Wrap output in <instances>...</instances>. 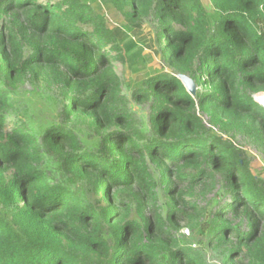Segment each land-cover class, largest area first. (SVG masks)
<instances>
[{
	"label": "trees",
	"instance_id": "trees-1",
	"mask_svg": "<svg viewBox=\"0 0 264 264\" xmlns=\"http://www.w3.org/2000/svg\"><path fill=\"white\" fill-rule=\"evenodd\" d=\"M209 5L213 12L202 0H0L5 86L29 78L58 104L36 136L9 121L0 85V264H264V177L233 140L264 151L255 99L264 93V0ZM112 7L153 22L150 48L163 65L127 86L129 95L112 62L139 25L110 27L103 10ZM134 103L149 104L147 121ZM83 116L94 151L71 128ZM46 156L81 189L43 174Z\"/></svg>",
	"mask_w": 264,
	"mask_h": 264
},
{
	"label": "rangeland",
	"instance_id": "rangeland-1",
	"mask_svg": "<svg viewBox=\"0 0 264 264\" xmlns=\"http://www.w3.org/2000/svg\"><path fill=\"white\" fill-rule=\"evenodd\" d=\"M202 2L210 12H213L209 5V0H202ZM103 11L106 16V22L110 27L126 28L134 24L139 25V28H136V33H131L126 40L120 43L123 59L118 61L113 60L112 62V69L122 82L123 94L129 95L131 89L127 86L134 82L142 81L151 76L155 71L163 69L160 58L154 54V50H151L150 48L151 45L154 46V38L153 36L151 37V34L154 33V25L151 20H144L141 23H137L136 19H132L129 16L130 13H133L131 7H127L123 10L118 9V7H112L109 10L104 8ZM4 18L2 11H0V19L3 20ZM2 70V54L0 53V85L4 87L3 89L9 96L12 113L16 116L9 119V121L11 122L18 118L20 121L29 125L36 136L41 135L45 129V121L49 109L54 105L58 106V104L55 103L56 100L54 95L41 86L32 85L29 78H26V80L20 84L5 86ZM184 84L189 93L192 95L196 93L197 87L195 83L190 84V82L185 81ZM255 99L257 102L260 101L258 103L261 104V100L264 99V93L258 94ZM148 105L134 103L131 107L141 121H147L146 117L149 112ZM204 121L208 123L206 117H204ZM73 125L74 126L71 128L83 143L84 147L92 151L96 150L99 143L98 138L94 133L92 119L83 116L77 119ZM233 140L236 145L244 148L251 157L253 171L264 177L263 149L256 147L254 143L240 135L233 138ZM40 170L43 174L50 176L55 182H58L61 185L70 189H81V185L62 170L60 164L55 158L46 156L43 159ZM213 200V196L210 195L204 200V203H212ZM162 202L165 203L166 200L162 198ZM179 225L178 236L186 240L190 237V230L187 228L184 220L182 222L179 221ZM238 225L241 226L242 231L248 230L244 220L238 221ZM207 253L210 255V251H207Z\"/></svg>",
	"mask_w": 264,
	"mask_h": 264
},
{
	"label": "water",
	"instance_id": "water-1",
	"mask_svg": "<svg viewBox=\"0 0 264 264\" xmlns=\"http://www.w3.org/2000/svg\"><path fill=\"white\" fill-rule=\"evenodd\" d=\"M181 81L183 82V84H184L185 81L190 82V84H191V83H194L192 80H190V79H188V78H186V77H182V78H181ZM184 85H185V84H184ZM185 87H186V86H185ZM186 88H187V87H186ZM187 90H188V89H187ZM190 94H191V93H190ZM191 95H192V94H191Z\"/></svg>",
	"mask_w": 264,
	"mask_h": 264
},
{
	"label": "bare ground",
	"instance_id": "bare-ground-1",
	"mask_svg": "<svg viewBox=\"0 0 264 264\" xmlns=\"http://www.w3.org/2000/svg\"><path fill=\"white\" fill-rule=\"evenodd\" d=\"M263 101H264V99H263V100H261V102H262L261 104H262V105H264V102H263Z\"/></svg>",
	"mask_w": 264,
	"mask_h": 264
},
{
	"label": "built area",
	"instance_id": "built-area-1",
	"mask_svg": "<svg viewBox=\"0 0 264 264\" xmlns=\"http://www.w3.org/2000/svg\"><path fill=\"white\" fill-rule=\"evenodd\" d=\"M259 100V99H258ZM258 102H260V101H258Z\"/></svg>",
	"mask_w": 264,
	"mask_h": 264
}]
</instances>
